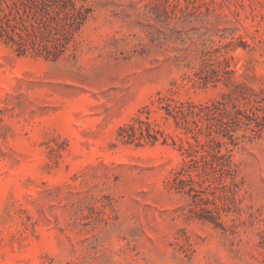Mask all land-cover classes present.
Returning a JSON list of instances; mask_svg holds the SVG:
<instances>
[{
	"label": "rangeland",
	"instance_id": "obj_1",
	"mask_svg": "<svg viewBox=\"0 0 264 264\" xmlns=\"http://www.w3.org/2000/svg\"><path fill=\"white\" fill-rule=\"evenodd\" d=\"M0 264H264V0H0Z\"/></svg>",
	"mask_w": 264,
	"mask_h": 264
}]
</instances>
